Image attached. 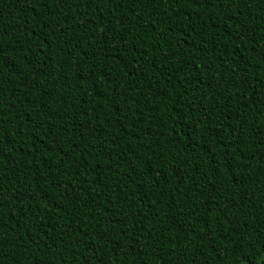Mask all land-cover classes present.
I'll return each instance as SVG.
<instances>
[{
	"label": "trees",
	"instance_id": "trees-1",
	"mask_svg": "<svg viewBox=\"0 0 264 264\" xmlns=\"http://www.w3.org/2000/svg\"><path fill=\"white\" fill-rule=\"evenodd\" d=\"M0 264H264V0H0Z\"/></svg>",
	"mask_w": 264,
	"mask_h": 264
}]
</instances>
